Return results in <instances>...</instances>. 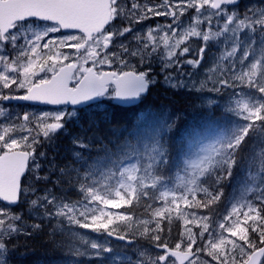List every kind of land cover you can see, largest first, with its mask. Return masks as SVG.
Masks as SVG:
<instances>
[{
  "label": "snow or ice",
  "instance_id": "obj_1",
  "mask_svg": "<svg viewBox=\"0 0 264 264\" xmlns=\"http://www.w3.org/2000/svg\"><path fill=\"white\" fill-rule=\"evenodd\" d=\"M31 19L50 26L25 31ZM141 24L146 26L133 32ZM197 39L193 58L188 53ZM218 39L216 66L186 83L183 65L195 69L208 42ZM154 63L172 88L210 94L199 96L193 110L211 115L222 103L240 121L232 135L203 147L167 183L156 167L167 163L166 149L153 146L142 161L98 177L60 168L75 198L22 186L28 171L34 181L47 178L39 171L37 148L75 113L12 114L7 102L136 100L156 83ZM0 116V202L15 205L22 192L30 197L28 208L39 209L34 215L51 229L55 249L96 264H264V0L243 11L238 0H0ZM249 136L257 141L246 156L245 176L221 210L223 185ZM73 144L85 147L80 140ZM42 227L22 211L0 207V264H10L19 236Z\"/></svg>",
  "mask_w": 264,
  "mask_h": 264
},
{
  "label": "trees",
  "instance_id": "obj_2",
  "mask_svg": "<svg viewBox=\"0 0 264 264\" xmlns=\"http://www.w3.org/2000/svg\"><path fill=\"white\" fill-rule=\"evenodd\" d=\"M201 95L203 93L190 91L187 87L171 89L157 82L136 105L121 107L107 102L103 107L104 110L92 109L88 115H82L79 121L84 122V128H71L68 135L56 136L49 148L47 154L49 162L41 171L43 173L47 171L46 188H50L58 195L77 197L78 193L74 188L66 187V181L59 172L60 168L70 165L72 169L80 172L86 170L96 172L103 162L115 166L118 162H123L121 156L125 157L128 149L138 145L140 131L146 124L159 118L169 119L170 122L179 115L180 119L176 121L173 129H168V122L157 132L158 148L162 146L166 149L167 163L161 167L158 161L156 167L164 179L171 180L172 173L176 171L175 166H178V161L184 152L187 137L215 126L217 122L237 119L231 113L224 111L222 106H213L215 110L211 115L193 110L192 106L198 102V97ZM224 98L226 96L221 99ZM254 139L253 136L247 137L240 147V159L233 168L232 177L223 185L224 192L228 189L229 183L241 175L245 165L243 158L251 154ZM74 140H80L85 147H77L73 144ZM75 152L79 153L78 157L73 156ZM208 179L205 177L204 181ZM36 222L43 226L40 231L30 236H22L21 241L18 238L14 241L20 245V248H24L21 252L18 251L19 255L13 259L17 264H96L95 261H77L71 255L66 256V250L55 249L49 243L50 237L47 235L51 229L42 220L38 219Z\"/></svg>",
  "mask_w": 264,
  "mask_h": 264
},
{
  "label": "rangeland",
  "instance_id": "obj_3",
  "mask_svg": "<svg viewBox=\"0 0 264 264\" xmlns=\"http://www.w3.org/2000/svg\"><path fill=\"white\" fill-rule=\"evenodd\" d=\"M262 2V0H241V4H238L239 10L243 11L245 7L249 6V5H253V4H257ZM231 7V6H229ZM147 23H154V21H148ZM146 25L141 24V25H135L133 28V32L136 31H141ZM130 35L127 36H122V37H118L117 41L114 42V44H118V43H123L125 40H129L130 39ZM245 42L247 41V39L249 38L247 36V33H243L242 34ZM200 41L197 40H193L191 42V46H192V51H190L188 53L189 56H192L193 58H195V48L199 47ZM220 52V40H216V41H209L207 44V48L205 50V52L203 53V58L200 60L199 65L193 69L190 65H183V71H184V76L183 79L185 80V82L187 83L189 80H199L200 78L202 79L203 77H205L207 75V71L209 68H214L216 65L214 63L216 57L219 55ZM257 55H259V53L257 52ZM183 59V58H182ZM151 67L153 68V73L152 75L156 78V83L157 82H161V85L163 87L166 88H171V89H180L181 87H177V88H172L171 86L167 85L162 77L159 75V67L160 65L158 63H154L151 65ZM189 73L191 75H189ZM156 83L152 84L155 85ZM186 88V87H183ZM226 91H230V90H226ZM204 96H208L210 95L209 93H203ZM223 107V105H221ZM102 107V105L100 106ZM224 108V107H223ZM225 111V110H224ZM236 118V117H235ZM169 122V119H165V118H159L156 119V121L150 122L148 124H146L140 131L139 137L140 140L138 142V145L134 148H130L128 149L127 153L121 156V160L123 162H118L115 166H111V164L108 163H102V165L100 166V168L95 172L94 170H90L92 171V174L94 176H99L101 175L102 172L106 171V170H112L115 171L117 169H119L120 167L126 166L128 164L131 163H135L138 160L142 161V154L145 152L146 148H151L153 146L158 148V130L159 128H163L167 123ZM240 124V121L237 119H232V121H221V122H217L215 124V126H210L208 128H205L204 130L198 132L197 134H193L189 137H187L186 139V145L184 146V152L182 154V157L180 158V160L178 161L179 164L176 167V171L175 173H172V177L171 180H174L176 174L178 172H181L182 174V169L185 167V161L186 160H191L194 159L199 153L200 150L205 147V146H210L213 143L220 141L222 139L228 138L232 135L233 130L235 128H237ZM60 134H65L64 131L62 130H57L54 133L51 134V140L45 143H42L38 148H37V157L40 159V163H41V167L39 169L41 175H46V170L45 173L41 172L43 169L46 168V165L49 162L48 159V152H49V148L51 147L52 143H53V139L60 135ZM257 138L255 137L254 139V143H256ZM75 151V149H74ZM257 151H259V148H257ZM43 152L44 155L43 157H40V153ZM74 157H78L76 155H73ZM243 160H245V165L242 168V172H246V168H247V160H246V156H244ZM92 167V166H91ZM244 178V176L239 175L238 178L232 182L229 183V187L225 192V203L222 204L221 206V210H223L224 208L227 207V203L231 201L233 195L235 194V189H237L239 187V185L242 182V179ZM169 180L164 179L163 182L167 183ZM202 181H204V178H202ZM46 182H47V178L44 180H33L32 178V173L31 171H28L26 177H25V186H35L36 191L37 192H44L47 190L46 188ZM227 183V182H226ZM228 191V192H227ZM30 197H28L25 193H22V200L19 203L20 205L18 206L17 209H13V211H22L24 214V218L30 222H32L31 220H38V217L34 215V212H38L39 209H29L28 208V204H27V200ZM3 207H8V206H3ZM37 218V219H36ZM82 233H86V230H79ZM90 235H94V234H90ZM88 237H85V239H87ZM19 241L23 240L22 236L18 237ZM21 243V242H20ZM24 248L21 247L20 245H16L15 250L12 252V255L14 254V252H18L21 250H23ZM19 255V253L17 254V256ZM68 254L66 253V256ZM10 261H11V257H10Z\"/></svg>",
  "mask_w": 264,
  "mask_h": 264
},
{
  "label": "flooded vegetation",
  "instance_id": "obj_4",
  "mask_svg": "<svg viewBox=\"0 0 264 264\" xmlns=\"http://www.w3.org/2000/svg\"><path fill=\"white\" fill-rule=\"evenodd\" d=\"M119 18H117V20L113 21V24H119ZM50 24L47 21H42V20H36V19H31L29 21L24 22L23 24V29L25 31H28L29 29L33 32L36 31H43L45 30L47 27H49ZM64 33H57L56 35H62ZM118 38H116V40L114 42L117 41ZM115 46V44H114ZM150 86L152 87V84H150ZM150 87V88H151ZM112 103V104H117L114 101V99L108 98V97H99V100H97L96 102L86 105V106H81V107H75V106H69V105H59V106H53V105H49L46 103H41V102H33V101H23V100H12L7 102V106L10 109V112L12 114H16V113H23V112H29V113H33V114H37V113H41V112H56V111H64V112H73L74 111V115L71 116V118L66 119L64 121V126L59 129L65 132V135H68L69 130L71 128L77 127V128H84V122L79 121V118L81 119L82 115H88L92 109L93 110H104L103 107L105 106L106 103ZM102 105V107H100ZM121 107H128V106H122L119 105ZM4 117L0 116V120H3ZM54 140V139H53ZM45 143V142H44ZM48 144V142H47ZM28 172H26L23 180H22V186H25V177L27 175ZM245 171L241 172V176H245ZM226 192V190H225ZM228 192V191H227ZM23 193V192H22ZM22 193H21V199L20 201L13 207H11L12 209H17L18 206L20 205L19 203L22 200ZM3 206H8L3 202H0V207ZM10 207V206H8ZM88 232V230H86ZM17 245V244H16ZM18 252H14L13 256H11V261L10 264H17L15 261H13L14 257H17Z\"/></svg>",
  "mask_w": 264,
  "mask_h": 264
},
{
  "label": "water",
  "instance_id": "obj_5",
  "mask_svg": "<svg viewBox=\"0 0 264 264\" xmlns=\"http://www.w3.org/2000/svg\"><path fill=\"white\" fill-rule=\"evenodd\" d=\"M145 94H147V92L144 93L143 95H145ZM97 100H99V98H94V99H92L90 101H87L85 103L75 105V107L86 106V105H89V104H92V103L96 102ZM139 101H140V98L136 99V100H129V101H122V100L115 99V102L118 103L119 105H122V106H132V105H135V104L139 103ZM67 105L73 106L71 104H67ZM11 206H14V205H11Z\"/></svg>",
  "mask_w": 264,
  "mask_h": 264
}]
</instances>
